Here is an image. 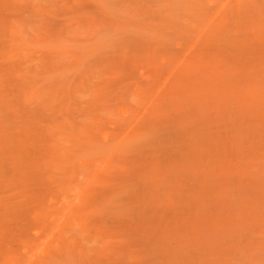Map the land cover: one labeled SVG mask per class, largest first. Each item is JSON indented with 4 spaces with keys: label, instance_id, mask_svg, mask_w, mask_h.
Instances as JSON below:
<instances>
[{
    "label": "rangeland",
    "instance_id": "374dc122",
    "mask_svg": "<svg viewBox=\"0 0 264 264\" xmlns=\"http://www.w3.org/2000/svg\"><path fill=\"white\" fill-rule=\"evenodd\" d=\"M0 264H264V0H0Z\"/></svg>",
    "mask_w": 264,
    "mask_h": 264
}]
</instances>
